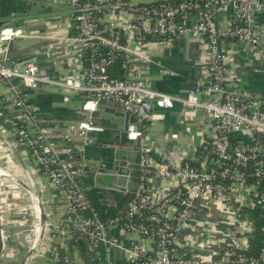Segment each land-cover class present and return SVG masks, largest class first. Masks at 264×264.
I'll return each instance as SVG.
<instances>
[{
  "label": "built area",
  "instance_id": "obj_1",
  "mask_svg": "<svg viewBox=\"0 0 264 264\" xmlns=\"http://www.w3.org/2000/svg\"><path fill=\"white\" fill-rule=\"evenodd\" d=\"M70 15L68 50L80 62L74 74L53 79L38 72L35 58L16 62L0 56V130L8 129L13 143L29 151L57 191L68 222L64 229L95 253L93 264H264V239L258 253L249 255L255 228L246 212L258 208L264 218V99L235 81L228 65L233 51L264 55V0H81ZM24 34L18 26L2 31L0 50ZM182 38L202 46L205 79L184 96L152 89L139 75L152 59L151 48ZM118 62L122 78L110 74ZM40 87L64 91L65 100L70 94L90 98L78 128L84 144L98 129L94 114L100 100L136 116L141 130L131 126L129 138H142V173L137 193L119 217L107 222L93 217L84 169L55 151L51 130L21 90ZM4 90L17 114L7 110ZM176 104L186 120L200 113L207 120L209 136L191 161L164 154L149 134V126ZM3 144L11 147L0 137V149ZM5 170L15 175L12 168ZM51 198L33 190L30 208L16 212L32 215L30 242L43 236L34 255L65 264L56 241L61 228L46 212ZM47 235L53 238L48 245ZM113 251L123 259L112 257Z\"/></svg>",
  "mask_w": 264,
  "mask_h": 264
},
{
  "label": "crops",
  "instance_id": "obj_2",
  "mask_svg": "<svg viewBox=\"0 0 264 264\" xmlns=\"http://www.w3.org/2000/svg\"><path fill=\"white\" fill-rule=\"evenodd\" d=\"M33 1L46 6L47 11L45 12L43 7L33 11L28 7L27 0H0V21L13 23L14 26L25 30L22 37L0 50V56L7 54L12 60L35 58L38 72L53 79L74 74L78 71L80 62L68 50V37L71 29L70 11L72 6L81 0ZM28 9L30 10L28 11ZM150 52L152 59L140 67L139 75L147 80L154 90L184 96L191 87L205 79L204 59L206 54L203 53L202 46L191 39H177L167 47L154 46ZM240 55H242L240 51H233L230 54L228 65L233 79L244 86L236 64ZM241 59L243 60L244 56ZM246 87L248 88V85L245 84L244 88L248 91ZM21 90L37 109L51 133L61 132L63 136H70L73 144L84 143L79 136L78 128L80 123L86 120L87 114L85 111L73 112L59 107L58 104L63 101L64 91L51 87H40L35 90L21 88ZM4 93L7 110L17 114L10 102L11 96L5 90ZM249 94L251 93L249 92ZM163 113V120L149 126L151 139L156 142L161 152L173 159L180 162L191 161L193 157L199 155V146L209 136L206 118L200 113L193 120H186L181 106L177 104ZM105 116L110 115L106 114ZM94 119L95 123H100V127L88 133L86 146L91 153L102 151L104 145L109 141L105 131L112 127V121H101L100 116L96 113ZM0 133L1 138L10 140L11 147L8 148V151L14 152L11 154L13 155L11 162H14L12 170L19 178L24 179L26 187L29 188H26L27 195L30 196L33 189L43 190L48 198L53 197L51 198L53 203L50 207H46V212L54 225L61 228V236L56 241L60 244L63 257L66 259L65 264H93L95 253L89 250L88 245L86 246L79 236L70 230H65L68 229V222L63 216L62 200L58 197L57 191L48 184L45 175L38 169L39 167L29 151L23 145L13 143L12 134L8 129L3 127ZM52 136L54 138V135ZM57 137L55 135V138ZM66 152H60V157L71 159L69 152ZM82 178L85 180L84 177ZM121 239L128 243L129 238L123 236ZM45 240L46 245L53 242L52 236L49 235ZM123 256L121 252L113 251L112 257L122 260ZM27 264H52V262L47 254L39 253L34 255Z\"/></svg>",
  "mask_w": 264,
  "mask_h": 264
},
{
  "label": "water",
  "instance_id": "obj_3",
  "mask_svg": "<svg viewBox=\"0 0 264 264\" xmlns=\"http://www.w3.org/2000/svg\"><path fill=\"white\" fill-rule=\"evenodd\" d=\"M26 3L33 11L41 7L45 12L47 11L46 6L36 1L27 0ZM12 26H14L13 23L0 21V35L2 31ZM66 98L65 100L63 95V101L58 106L73 112H83L85 104L90 101L88 97L75 94L67 95ZM96 114L100 116L101 121H112V127L105 131L109 141L100 152L91 153L87 150L86 144L77 145L69 142L61 132L51 134L54 135L55 151L58 153L68 151L75 164L84 169L83 184L93 217L100 222H107L126 211L139 189L142 173V138L139 136L136 139H130L129 129L134 126L139 132L141 127L134 114L112 101L100 100ZM106 114L110 116H105ZM95 125L100 127L99 122ZM55 135L58 137L55 138ZM7 178L21 182L0 164V264H10L12 252L10 245L11 209L5 192ZM32 193L33 190H31ZM38 207L41 211L40 223L44 227V208L40 202H38ZM42 237L41 234L37 241L31 242L30 249L21 264H27L34 256Z\"/></svg>",
  "mask_w": 264,
  "mask_h": 264
},
{
  "label": "rangeland",
  "instance_id": "obj_4",
  "mask_svg": "<svg viewBox=\"0 0 264 264\" xmlns=\"http://www.w3.org/2000/svg\"><path fill=\"white\" fill-rule=\"evenodd\" d=\"M171 48H173V46H171ZM242 56H244L243 60L241 59ZM236 64L239 77L244 85L243 87H245V84L248 85V88H246L252 95L264 98V55L242 53L236 60ZM13 153L14 152L10 153L4 144L2 145L0 149V162L6 169L12 168L14 164V162H11L13 157L11 154ZM10 172L14 173L13 170H10ZM15 176L18 178L17 174H15ZM21 180L23 181L20 182L10 178L5 180L6 198L8 199L11 209L10 237L12 240V252L10 254V264H21L31 246L28 236L29 226H31L32 223L34 224L31 218L32 215L23 218L16 212L17 209L28 210L31 204L30 196L27 195L28 191L25 187L26 184L24 183V179L22 178Z\"/></svg>",
  "mask_w": 264,
  "mask_h": 264
},
{
  "label": "trees",
  "instance_id": "obj_5",
  "mask_svg": "<svg viewBox=\"0 0 264 264\" xmlns=\"http://www.w3.org/2000/svg\"><path fill=\"white\" fill-rule=\"evenodd\" d=\"M24 59L26 58H20L14 61L22 62ZM119 63L120 62L115 64V66L111 69L110 74L113 77L122 78L123 72L119 67ZM246 212L250 215V218L252 219L255 228L254 240L249 250L250 251L249 255L251 256V255H256L262 247V241L264 239V218H262V215L258 208L251 209Z\"/></svg>",
  "mask_w": 264,
  "mask_h": 264
},
{
  "label": "flooded vegetation",
  "instance_id": "obj_6",
  "mask_svg": "<svg viewBox=\"0 0 264 264\" xmlns=\"http://www.w3.org/2000/svg\"><path fill=\"white\" fill-rule=\"evenodd\" d=\"M141 172H142V170H141Z\"/></svg>",
  "mask_w": 264,
  "mask_h": 264
},
{
  "label": "bare ground",
  "instance_id": "obj_7",
  "mask_svg": "<svg viewBox=\"0 0 264 264\" xmlns=\"http://www.w3.org/2000/svg\"><path fill=\"white\" fill-rule=\"evenodd\" d=\"M31 194V193H30Z\"/></svg>",
  "mask_w": 264,
  "mask_h": 264
}]
</instances>
